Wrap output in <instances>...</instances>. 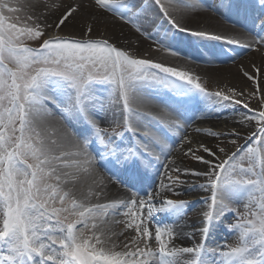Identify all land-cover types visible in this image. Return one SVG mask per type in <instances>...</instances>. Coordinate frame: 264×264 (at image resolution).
<instances>
[{
	"label": "snow or ice",
	"instance_id": "snow-or-ice-1",
	"mask_svg": "<svg viewBox=\"0 0 264 264\" xmlns=\"http://www.w3.org/2000/svg\"><path fill=\"white\" fill-rule=\"evenodd\" d=\"M37 6L0 0V264H264L260 69L256 76L244 73L254 85L245 102L234 99L243 92L210 93L187 70L91 38L94 25L85 29L88 39L52 34L91 10L93 16L104 13L129 25L173 56L180 54L179 34L190 46L197 41L205 47L206 41L240 44L190 26L201 11H215L250 18L259 32L240 46L255 50L264 47V0H219L214 8L205 0H75L45 4L42 17L31 14ZM209 54L228 53L220 48ZM151 88L166 95L149 96ZM253 98L255 109L249 107ZM209 103L213 112L230 103L242 105L246 111L238 123L251 129L243 145L235 130L224 143V134L196 129L199 136L219 141L214 147L189 135L195 119L210 118L196 115ZM179 148L181 158L202 167L177 164L172 156ZM154 163L165 169L167 182L160 180L158 187L150 182ZM185 176L202 180L192 190L206 194L201 240L191 246L177 245L174 228L156 222L158 214H186V202L168 195L179 194ZM112 182L132 188L127 200L106 202ZM118 216L126 219L115 222L134 233L124 241L119 239L124 231L110 227ZM217 227L232 242L209 245ZM187 238L195 240V234Z\"/></svg>",
	"mask_w": 264,
	"mask_h": 264
},
{
	"label": "bare ground",
	"instance_id": "bare-ground-1",
	"mask_svg": "<svg viewBox=\"0 0 264 264\" xmlns=\"http://www.w3.org/2000/svg\"><path fill=\"white\" fill-rule=\"evenodd\" d=\"M19 2L21 5H27L29 3L38 5L31 10V14L42 17L45 4L60 3L67 5L74 3L75 0H19ZM84 2H87V0H84ZM205 3L207 6L214 8L218 5L219 0H205ZM60 10L63 11V8ZM26 13L27 9L19 13V15L24 16ZM93 25L94 30L91 33V38L97 40L108 39L121 48L129 49L138 58L150 59L155 62H161L166 66L187 70L192 75L199 77V82L210 93L221 92L232 96L234 91L243 92L244 95L235 96L234 99L247 102L248 94L254 91V85L253 82L246 78L244 73L247 72L256 76L257 68L260 69V84L261 88L264 89V47L257 45L255 50H249L247 47L240 46L253 42L256 39L259 28L254 27L251 19H246L243 15L233 14L231 16H221L215 11H201L190 21L191 27L217 32L229 38L239 40L240 44L226 45L223 42L206 41L207 47H205L197 41L194 46H190L188 44V38L184 34H179L176 37L177 40H181L182 37L183 40L177 48L180 54L176 56H173L165 46L140 36L129 25L122 23L118 19H113L104 13L93 16L91 15V10L82 12L73 23L52 34L67 38L88 39L89 37L84 35L85 29ZM47 31L51 32L52 30L48 29ZM157 39H163V33ZM220 48H224L228 54L222 55L219 58H214L209 54ZM148 95L160 98L166 94L163 90L151 88L148 89ZM207 105H202L204 106L203 111L198 114L210 117L207 119L210 123L222 119L226 123L229 122L245 127L244 124L238 123L242 119L243 112L246 111L242 105L230 103L227 108H217L214 112L211 110L212 105L210 103ZM249 107L253 109L258 107L255 98L251 100ZM152 111L155 113L158 109L153 107ZM194 121L188 128V132L192 130ZM220 133L225 135V140L228 139L226 136L228 132ZM193 137L201 139L197 135ZM211 140L213 144H216L214 139ZM171 166L169 164L167 167L171 168ZM155 170L157 171V169H151L150 171ZM161 173L164 175L165 169H162ZM156 186L158 187L159 185ZM131 193L130 190L115 182L109 183L106 189V195H108L106 197H113L116 201L127 200ZM106 202L110 201L106 200ZM183 226L182 224L177 228V232L180 231V234L175 241L182 246L186 245V242L189 241L187 237L190 236Z\"/></svg>",
	"mask_w": 264,
	"mask_h": 264
},
{
	"label": "rangeland",
	"instance_id": "rangeland-1",
	"mask_svg": "<svg viewBox=\"0 0 264 264\" xmlns=\"http://www.w3.org/2000/svg\"><path fill=\"white\" fill-rule=\"evenodd\" d=\"M30 46L33 47H39V43L38 42H29ZM206 106H208L207 104H205ZM204 108V106H202V109ZM197 116H199V114H196ZM107 126V125H105ZM192 130L188 133H191L190 136H194L197 135L199 136V134L196 132V129H202L204 131H207L209 129L213 130V131H217V132H229V131H239L242 132V137L241 139L238 140V145H243L245 143L243 137L246 136L249 131H251L250 128L247 127H241L238 126L236 124H231L229 122L226 123L225 120H218L217 122H209L207 120H202V119H196V121H194V124L192 125ZM226 134V133H225ZM201 139H204L205 142L209 143L211 146H215L217 143H219V141L213 144L212 142V138L211 137H202L200 136ZM224 143H227V140H224ZM227 147L231 150H235V145H231V144H227ZM183 151V148H179L177 149V151L175 152V154H173L172 159L176 161L177 164H179L181 167H187V168H192V169H199L202 166L199 165L198 163H196L195 161H193L190 158H181L180 154ZM164 157L161 156V163L163 162ZM151 169H157V171H150ZM161 168L159 166V164H153V166L149 169V173L150 176L152 177L151 182H155L156 185H159L160 180H165V176L161 173ZM157 172H159V177L157 178ZM175 174V173H173ZM182 180H186L187 183H184L183 185L177 187L176 192L179 194H172L169 193V197L173 200H177V201H184L186 202V214L183 217H174V216H166L164 214H159L156 215V222L160 223V224H169L170 226H172L175 230V232L177 233V235L179 236L180 231L177 232V228L180 225H184L183 228H185V231L191 236L193 233L195 234V240H190L188 242H186V245L184 246H191V244H193L194 242H199L201 240V236H200V232H199V225H200V217L202 214V210L204 209V205L201 203V201L205 198L206 194L205 193H200L199 191H194L192 190L193 185L194 184H199L202 183V180H200L197 177L194 176H185L182 177ZM165 182H167L165 180ZM121 185V184H120ZM123 186V185H121ZM125 187V186H123ZM128 190H130L132 192V188L131 187H125ZM137 190H139V187L137 188ZM106 195V193H105ZM141 198H143V192H140ZM108 196V195H106ZM106 200L108 201H116L113 197H106ZM158 203V202H157ZM159 205V204H157ZM126 218L122 217V216H118V217H114L113 218V222L111 223L110 227L114 230V231H124L125 235L121 236L119 239L120 241H124L127 240L128 238H130L131 236L134 235V233L131 230H128L124 227L123 224L120 223H116L115 221L118 220H124ZM153 228H155V223H153ZM228 240L229 242H232V238L230 236V234L228 232H226L223 228L221 227H217L214 228L212 231V234L208 240L209 245H216V244H222L225 240ZM176 243V242H175ZM177 245H179L178 243H176Z\"/></svg>",
	"mask_w": 264,
	"mask_h": 264
}]
</instances>
